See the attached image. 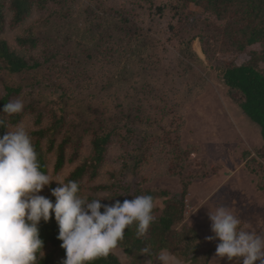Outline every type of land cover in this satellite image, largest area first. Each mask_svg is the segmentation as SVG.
Listing matches in <instances>:
<instances>
[{
    "label": "rangeland",
    "instance_id": "374dc122",
    "mask_svg": "<svg viewBox=\"0 0 264 264\" xmlns=\"http://www.w3.org/2000/svg\"><path fill=\"white\" fill-rule=\"evenodd\" d=\"M55 5H49V14H53L52 22L57 26H101L103 30L107 20L129 16L142 27L141 32L148 38L143 43L146 45L145 51L126 53L124 58L141 61L144 68L148 67L149 73L160 77L159 84L163 87L161 93L156 92L146 99L149 106L147 116L142 119L134 116L131 120L120 122L98 175L84 179L80 194L86 195L88 199H113L115 194H123L122 191L116 193L117 188L123 189L128 185L130 188L126 194L150 189L156 193L154 210L157 217L165 205L164 200L169 198L161 192L166 190L172 196L185 187L188 189L185 213L182 220L175 224V228L178 231H188L192 227L197 231L198 237L191 236L192 244L198 245L199 250L197 259L192 264H234L227 258H216L218 239H206L214 235L208 212L214 211L217 206H226L240 217L242 227H251L253 231L264 234V156L260 153L263 144L260 126L230 98L227 85L222 79L223 61L241 63L246 55L233 47H219L222 45H216L210 36L203 42L196 36L198 33L210 32L214 26L220 27L222 32L227 19H217L194 3H179L176 20L169 10L171 7L174 11L170 0H72L66 7L51 12V7ZM159 6L163 7L162 11L158 9ZM41 16L40 12L34 13L28 21L15 29L7 26L0 37L6 38L15 46L17 36L29 28L32 22L37 20L38 23ZM205 18L214 24L211 28L204 24ZM65 31L68 30L63 32ZM63 35L66 36L67 33ZM47 38L46 35L45 42ZM261 48L262 44L255 43L248 46L247 51ZM33 54L38 56L39 53L33 51ZM57 63L61 67L69 63V59L64 58ZM258 66L260 70H264V62H259ZM49 68L50 65H45L38 69L39 72L26 70L11 76L0 72L1 81L5 78L6 82L10 81L12 84L13 81L21 83L26 92L31 87L39 91L43 104V126L49 123L53 114H60L63 110L62 92H57L53 87L58 77ZM87 96L88 93L84 98ZM72 98L80 100L77 94ZM95 100L102 102L103 99L97 97ZM74 108L78 109L79 105ZM36 112L32 105L21 121L16 125H9V128L14 129L23 124L31 135V131L37 128ZM103 115L96 108L81 121L72 115L67 116L69 123L64 132L69 133L71 140L68 141L66 154L77 160L67 161L61 171L54 172L55 152L47 153L48 175L51 179L65 182V177L78 163L92 156L90 139L93 131L109 127V122ZM160 125L170 129L180 127L174 129V139L178 143L175 147L159 142L152 144L141 133L145 129H158ZM56 183L53 181L51 185ZM105 184H116L117 188H109ZM51 185L45 186L40 194L46 195ZM184 236H188V233ZM177 238L182 239L180 236ZM186 244L188 243L184 242L178 246V253L168 248L161 250L171 252L181 264H189L190 260L186 259ZM43 251L47 253L50 248ZM112 251L122 264L133 263L119 243ZM156 255L151 258L144 254V260L138 263L153 264Z\"/></svg>",
    "mask_w": 264,
    "mask_h": 264
},
{
    "label": "trees",
    "instance_id": "16d2710c",
    "mask_svg": "<svg viewBox=\"0 0 264 264\" xmlns=\"http://www.w3.org/2000/svg\"><path fill=\"white\" fill-rule=\"evenodd\" d=\"M170 1H172L174 11L171 7L169 10L172 11L173 18L176 20L180 9L178 8L179 3L184 5L194 3L212 13L217 19H227L222 32H220V27L214 26L210 32L198 33L196 36L202 42L210 36L216 45H222L219 47H233L236 51L246 55V59L241 63L233 60L223 61L222 79L227 85L230 98L253 122L260 126L263 140L260 153L264 156V70H260L258 66L259 62H264V0ZM52 3L56 5L51 7V12H56L69 3L71 4L72 0H0V33L7 26H13L14 29L20 27L34 13L42 14L38 23L37 20L32 22L29 28L17 36L15 46L11 45L6 38L0 37V72L11 76L26 70L39 72L38 69L50 65L48 70L55 72L58 77L53 87L57 92L59 90L62 92L63 106L61 109L63 110L60 114H53L49 123L43 126L44 117L41 112L43 104L39 91L31 87L26 92L21 83L13 81L14 84H12L10 81L6 82L5 78L2 81L0 78V112L9 100L19 98L24 104L22 112L11 116L0 113V118L4 119L8 126L16 125L28 108L33 105L37 110L35 114L37 128L31 131L30 137L38 154L40 168L48 174L47 153L55 152L54 172L61 171L67 161L77 160L76 157H68L66 154L68 141L71 140L68 137L69 133L64 132L66 124L69 123L67 116L72 115L76 120L81 121L88 116L91 110L94 112L96 108H99L109 122V127L105 130L93 131L90 139L92 156L78 163L65 177V183L69 180L77 181L81 190L86 177L95 178L98 175L105 161L108 146L113 141L120 122L125 119L131 120L134 116L138 119L147 116L149 106L146 99L154 96L156 92L161 93L163 87L159 84L160 77L149 73L148 67L144 68L141 61L138 59L130 61L124 58L126 53L145 51L146 45L143 43H146L148 38L141 32L142 27L129 16H118L117 19L107 20V23L105 22L107 25L103 30L101 26L94 28H72V24L57 26L52 22L53 14H49V5ZM158 9L162 11L163 7L159 6ZM204 24H208L210 28L214 25L208 18L204 19ZM67 27L69 29H66ZM56 30L57 32H54ZM64 30L68 31L63 32ZM65 33H67L66 36L63 35ZM46 35L48 38L45 42ZM255 43L262 44V48L247 51V47ZM33 51L38 52V56H35ZM62 55L64 57L61 58ZM64 58L69 59V63L58 67L57 65L60 66V64L57 61L61 62ZM139 64L141 66H138ZM86 93L89 96L84 98ZM75 94L80 97V100L72 98ZM97 97L102 98V102L96 101ZM77 105L79 108H74ZM80 112L84 114L81 115ZM178 125L182 124L178 123ZM160 126L158 129L142 130L141 133L152 144L159 142L175 147L178 143L174 139V133H176L174 129L180 127L175 126L174 129H170L165 125ZM6 132V127H0V136ZM135 162L136 159H134ZM105 185L109 188H117L116 184ZM56 186L57 183L52 184L51 188ZM129 188V185L123 189L122 187L117 188L116 193L122 191L123 194H115V198L103 199L101 203L112 204L116 200L122 203L126 199L132 200L135 196L141 195H150L153 200L156 198V193L150 189L140 193L126 194ZM187 190L184 187L172 196L166 190L161 192L169 198L164 200V207L149 226L144 237H136L135 225L125 230L124 239L119 244L124 247L126 254L130 256L134 264H139L144 260L145 253H142V249L145 247L151 249V258H153L164 248L178 253V246L184 242L188 243L185 247L187 249L186 259L190 260L189 264L197 259L198 245L192 244L193 238H191L192 235L198 237L197 231L192 227L188 231H178L175 228V224L182 220L185 213ZM44 196L53 201L55 199L51 196L50 190ZM91 199L94 198L89 200ZM153 215L155 216L154 208ZM38 227L39 235L44 241L43 250L50 248L39 264H62L66 253L61 247L62 241L57 239L59 229L54 215L48 222L41 221ZM186 233L188 236H184ZM179 236L182 239L187 237L189 239L184 241L178 239ZM89 264H122V262L113 251H110L107 256H101Z\"/></svg>",
    "mask_w": 264,
    "mask_h": 264
},
{
    "label": "clouds",
    "instance_id": "9594fccd",
    "mask_svg": "<svg viewBox=\"0 0 264 264\" xmlns=\"http://www.w3.org/2000/svg\"><path fill=\"white\" fill-rule=\"evenodd\" d=\"M23 108V101L17 98L9 100L0 113L11 116ZM0 127L7 128L0 136V264H39L45 253L38 225L48 222L53 215L59 229L57 239L62 241L66 253L62 264H89L107 256L133 225L137 238L147 234L156 219L152 196H135L112 204L101 203L107 197L89 200L80 194L77 181L54 180L41 170L38 154L23 124L11 129L0 118ZM53 181L57 182L56 187H50L54 201L40 194ZM208 217L214 235L206 239L219 240L216 258H227L234 264H264V234L242 227L240 217L223 205L209 211ZM142 253L149 257L152 254L148 247ZM156 261L181 264L167 250L159 251Z\"/></svg>",
    "mask_w": 264,
    "mask_h": 264
}]
</instances>
